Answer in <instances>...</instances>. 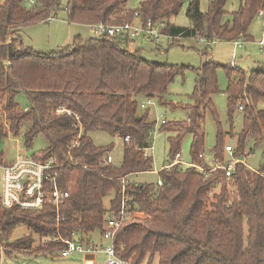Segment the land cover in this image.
Instances as JSON below:
<instances>
[{"label":"trees","instance_id":"obj_1","mask_svg":"<svg viewBox=\"0 0 264 264\" xmlns=\"http://www.w3.org/2000/svg\"><path fill=\"white\" fill-rule=\"evenodd\" d=\"M129 0H5L0 4V101L8 113L11 133L19 136L26 128L25 144L32 148L37 136H43L46 149L34 154L38 159H57L59 183L71 192L62 207L64 220L59 231L64 238L74 232L90 234L101 231L112 212L121 208V179L153 170V158L146 151L153 144L156 122L149 112H139V97L159 98L160 104H173L162 96L169 85L183 73L184 67L146 58L128 37H91L78 39L74 45L42 53L26 47L21 39L23 27L46 22L62 11L68 22L96 24L127 23L148 19L164 20L172 35L204 38L209 42L249 40L250 26L263 12L264 0H243L238 10L228 13V0H211L203 12L200 0H190L186 14L190 26L172 22L184 8L186 0H143L137 9H129ZM175 40L171 45L178 44ZM209 48L210 46L207 45ZM207 48V49H208ZM197 70L198 77L191 95L186 121L174 123L177 137L170 139L173 159L183 136L193 135L192 154L195 164L206 165L204 153L207 114L218 123L215 157L224 159L226 133L219 121L213 95L218 93L217 71L226 70L229 80V121L233 126L238 105L244 106V127L237 134L236 157L246 154L250 138L255 146L264 143V66L251 73L238 66H225L211 58ZM23 90L31 106L21 109L16 95ZM7 95H4L5 92ZM67 111L58 113L59 109ZM164 130L169 125L164 123ZM102 130L112 135L129 136L121 167L102 165L110 147L96 146L89 132ZM0 126V135H4ZM235 135L233 131L230 133ZM78 143V144H76ZM75 144V145H74ZM0 163H3L2 161ZM238 163L227 191L224 179L219 201L211 203L210 192L222 179V173L205 177L195 168L182 169L180 164L162 169L163 185H128L129 203L144 212L146 218H134L121 225L117 249L129 264H264V176ZM253 171V170H252ZM226 180V181H225ZM213 187V188H212ZM111 196L110 203L105 198ZM25 225L40 237L57 232L56 212L52 206L39 210L3 208L0 198V246L5 256L17 253L54 255L64 249L62 242H45L34 246L32 236L10 240L15 229ZM247 226V235L245 233Z\"/></svg>","mask_w":264,"mask_h":264},{"label":"rangeland","instance_id":"obj_2","mask_svg":"<svg viewBox=\"0 0 264 264\" xmlns=\"http://www.w3.org/2000/svg\"><path fill=\"white\" fill-rule=\"evenodd\" d=\"M5 0H0V4ZM143 0H129L127 7L129 9H137ZM190 0H186L184 8L181 13L172 19V22L180 26H189L190 19L186 14V9ZM211 0H200V7L203 12L208 10ZM29 2V0H28ZM243 0H228L226 5L225 20L231 19L232 12H235L242 5ZM62 11L59 12V16L51 21L38 22L29 26L23 27L20 31L21 39L26 47L31 46L34 50L49 53L53 50H57L67 43H72L75 40L76 33L79 32L83 37L89 36L90 29L83 26H73L65 22V18ZM64 14V13H63ZM53 15V14H52ZM77 30V31H76ZM249 33L251 38L249 40H243V45L237 47L234 41H214L208 48L197 37H183L179 38V43L171 45L168 40H163L160 45L150 42H141L137 40V44L143 45L142 54L150 59L159 62L174 64L183 68V73L179 74L175 80L169 85L168 92L163 95V98L171 100L172 104H160L159 98H150L153 103L148 104L147 96H140V104L146 103L147 106L142 108L139 106V112H149L150 119L155 121V130L153 136V146L149 155L153 158V170L139 172L128 176L130 182L128 185H141V184H154L157 185L161 180L159 172L164 169L173 160V155L170 154V139L177 137V129L174 123L180 121H186L189 115V110L184 106L192 103L191 95L195 88V81L198 77L197 70L207 60V56L203 53L206 49L209 51L212 60L229 66L232 63H236L239 68L251 73L254 69L264 66V49L259 44V41L264 36V23L262 18L257 17L250 26ZM177 40V39H176ZM232 66V65H231ZM234 67V66H233ZM219 92L213 95V100L217 109L219 121L222 124V128L225 135L226 145H232L234 150L237 148V134L240 133L244 127L245 113L243 110L237 109L234 114L233 126L229 121V100L227 94L228 77L226 70L220 67L217 71ZM6 91L4 95H7ZM16 102L21 109H27L31 106V102L26 93L21 90L17 93ZM0 101V126H2L4 135H0V162L12 161L16 154L24 150L29 155H34L44 149H46L47 140L39 135L35 138L32 148H27L25 144L26 128H22L19 136H14L11 133L10 122L7 119L8 113L4 110L3 103ZM259 108L264 110V99L260 102ZM165 120L169 125V130H164L162 120ZM206 140L204 145L205 159L209 160L215 156L214 148L218 138V123L212 114L208 113L206 121L204 123ZM231 131L235 135H231ZM90 138L94 144L99 147H110V153L113 161L112 165L115 167H121L124 154H125V140L124 137L116 134L112 135L106 131L96 130L89 132ZM255 140L250 138L246 145V154L240 155L234 158L243 160L246 166L250 168L251 172L264 173V143L259 146H255ZM193 135L187 133L183 136L179 151L181 152V159L185 163H193L192 154ZM233 159L227 153H225V162ZM0 163V196L3 190V167ZM182 169H188L189 166L180 165ZM253 170V171H252ZM224 179L214 186L210 192L209 208L211 209V203L220 200L222 195V186ZM226 181V180H225ZM231 182H227V191L231 190ZM111 194L105 198L106 204L110 203ZM138 215L135 218L145 219L147 216L144 212L134 213ZM99 230L94 231L90 235L93 237H99ZM245 233L247 235V226L245 225ZM32 236L34 238V246H42L47 241L46 238L40 237L25 225L18 226L10 237L11 241L20 239L22 237ZM95 239V240H96ZM105 255H97V264H104ZM85 264L82 254H76L74 256L63 257L60 252L54 255H31L25 253H17L11 257L3 255L2 264ZM147 260L143 263L146 264ZM152 264H158V259L155 258Z\"/></svg>","mask_w":264,"mask_h":264},{"label":"built area","instance_id":"obj_3","mask_svg":"<svg viewBox=\"0 0 264 264\" xmlns=\"http://www.w3.org/2000/svg\"><path fill=\"white\" fill-rule=\"evenodd\" d=\"M29 3L33 5L35 0H29ZM263 15V12L260 13ZM57 15H51L47 18V21H51L57 18ZM91 33L97 37H116L123 36L128 37L133 41L140 40L142 42H150L160 45L163 40H168L169 43H173L178 36L169 33L167 28V22L164 20L148 19L146 23L139 21L127 22V23H111V22H99L96 24L88 25ZM200 40L210 46L211 43L204 38ZM259 44L264 49V36L259 41ZM237 47L243 45L242 38L235 41ZM232 66H236V63H232ZM148 104L153 103L148 99ZM146 103H142L141 107L145 108ZM239 110H243L242 104L238 105ZM67 111L65 108L59 109L58 113ZM162 123H166L163 119ZM126 141H130V137H125ZM78 144V143H76ZM75 145V144H74ZM151 149V148H150ZM148 149L146 153L150 151ZM226 153L232 157L228 162L224 159H219L215 156L209 160L205 159L204 153L200 154V158L204 159L206 165H200L193 163H185L181 159V153H177L171 163H169L165 169H171L173 166L180 164L195 168L198 172L204 173L205 177L211 176L213 173L221 172L222 178L231 182L233 175L236 172L238 163H246L238 158H234V147L227 145ZM113 158L110 152L106 153L101 162L102 165L112 164ZM3 167V190L0 196L1 205L3 208L18 207L24 210H39L49 205L55 209L57 232L53 236H48L46 242H62L65 247L60 251L63 257L74 256L76 254H88L95 255L97 259L98 254H104V264H129L118 252L117 249V233L121 225L127 221L134 219L138 215L139 210L132 209V205L129 203L130 197L125 194V187L128 184L127 178L121 179L123 187V196L121 201V208L117 212H112L109 216L105 227L100 231L103 243L98 244L93 241L88 243L87 239H84V234L74 232L72 238H64L60 231L59 225L64 216H62L61 210L67 200L71 196V192L64 189L59 183V162L57 159H38L35 156L29 155L26 151H19L15 158L10 162H4ZM264 176V173H260ZM163 185V181L160 180L157 187ZM3 255L5 256V247L0 246V264H2ZM24 264V263H23Z\"/></svg>","mask_w":264,"mask_h":264},{"label":"crops","instance_id":"obj_4","mask_svg":"<svg viewBox=\"0 0 264 264\" xmlns=\"http://www.w3.org/2000/svg\"><path fill=\"white\" fill-rule=\"evenodd\" d=\"M242 1V0H241ZM64 13V12H63ZM63 13H61L60 15H63V17L65 18V22H67L69 25H73V26H83V27H87V28H89L88 27V25L87 24H77V23H71V22H68V20L66 19V16H65V13L63 14ZM259 18H262V16L260 15V16H258ZM263 20V19H262ZM264 23V22H263ZM190 26V25H189ZM77 31V30H76ZM90 34H89V36H87V37H83V35L81 34V33H79V32H77L76 33V36H75V40L72 42V43H67V45H65V46H62V47H60L59 49H61V48H64V47H66V46H68V45H74L77 41H78V39H88V38H91V37H97V36H95V35H93V33H91V32H89ZM142 42V41H141ZM29 47H31V46H29ZM133 48L134 49H137V48H139L140 50H142V49H144V47H143V45L141 46V44L139 45V44H137L136 42L134 43V45H133ZM58 50V49H57ZM54 51V50H53ZM230 65H232V64H230ZM127 180H128V182H130L129 181V179H128V177H127ZM100 232V231H99ZM90 236V238H91V241H93V242H95V243H98V244H101V243H103V240H102V238H101V233H99V237H97L98 239H96V237H93V236H91V235H89ZM96 239V240H95ZM83 257H84V261H85V264H97V261H96V258H95V255H88V254H85V255H83Z\"/></svg>","mask_w":264,"mask_h":264}]
</instances>
